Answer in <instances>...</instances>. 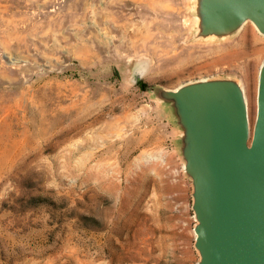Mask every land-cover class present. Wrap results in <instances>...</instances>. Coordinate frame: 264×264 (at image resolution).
<instances>
[{
  "label": "rangeland",
  "instance_id": "1",
  "mask_svg": "<svg viewBox=\"0 0 264 264\" xmlns=\"http://www.w3.org/2000/svg\"><path fill=\"white\" fill-rule=\"evenodd\" d=\"M194 22L191 0H0V264H197L178 129L149 88L236 77L253 122L264 35L193 40Z\"/></svg>",
  "mask_w": 264,
  "mask_h": 264
},
{
  "label": "water",
  "instance_id": "2",
  "mask_svg": "<svg viewBox=\"0 0 264 264\" xmlns=\"http://www.w3.org/2000/svg\"><path fill=\"white\" fill-rule=\"evenodd\" d=\"M191 13L193 40L226 39L248 22L264 35V0H191ZM146 69L145 61L135 67L134 82ZM149 91L178 129L177 148L192 185L197 264H264V59L253 122L236 77Z\"/></svg>",
  "mask_w": 264,
  "mask_h": 264
},
{
  "label": "bare ground",
  "instance_id": "3",
  "mask_svg": "<svg viewBox=\"0 0 264 264\" xmlns=\"http://www.w3.org/2000/svg\"><path fill=\"white\" fill-rule=\"evenodd\" d=\"M254 38H255V37H254ZM254 40H257V39H254ZM260 40H261V39H260ZM252 41H253V40H252ZM256 42H257V41H256ZM251 43L253 44V42H251ZM260 45H261V44H260ZM253 46H255V45H253ZM257 47H258V46H257ZM255 48H256V47H255ZM255 48H254V49H255ZM261 48H262V47H261ZM216 49H218V48H216ZM259 50H260V47H259ZM230 51H231V50H230ZM232 51H234V50H232ZM253 51H254V50H253ZM253 51H252V52H253ZM262 51H263V50H262ZM221 52H222V50H221ZM224 52H226V50H224V51L222 52V54H221L220 52H219V53H220V55H223ZM245 52H247V51L245 50ZM250 52H251V51H250ZM259 52H260V51H259ZM217 53H218V52H217ZM217 53H216V54H217ZM229 53L231 54V52H229ZM233 53H235V52H233ZM260 53H261V52H260ZM260 53H259V54H260ZM247 54H248V52H247ZM252 54H253V53H252ZM214 55H215V54H214ZM244 55H245V54H244ZM253 55H255V54H253ZM253 55H252V58H253ZM260 55H261V54H260ZM210 57H211V56H210ZM217 57H218V56H217ZM217 57H216V59H217ZM259 57H260V56H259ZM211 58H212V57H211ZM244 58H245V57H244ZM247 58H248V57H247ZM213 59H214V58H213ZM216 59H215V60H216ZM250 59H251V58H250ZM228 60H229V59H228ZM230 60H231V59H230ZM248 60H249V59H248ZM226 61H227V60H226ZM259 61H260V60H259ZM216 62H217V60H216ZM227 62H230V61H227ZM245 62H246V60H245ZM211 63H212V62H211ZM218 63L220 64L221 62H218ZM244 64H246V63H244ZM244 64H243V65H244ZM212 65H213V64H212ZM214 65H215V64H214ZM214 65H213V66H214Z\"/></svg>",
  "mask_w": 264,
  "mask_h": 264
},
{
  "label": "trees",
  "instance_id": "4",
  "mask_svg": "<svg viewBox=\"0 0 264 264\" xmlns=\"http://www.w3.org/2000/svg\"><path fill=\"white\" fill-rule=\"evenodd\" d=\"M138 84H139L140 86H143V87H145V84H144V82H143V81H140Z\"/></svg>",
  "mask_w": 264,
  "mask_h": 264
}]
</instances>
